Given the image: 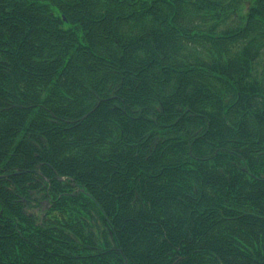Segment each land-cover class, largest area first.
I'll return each mask as SVG.
<instances>
[{
	"label": "trees",
	"instance_id": "16d2710c",
	"mask_svg": "<svg viewBox=\"0 0 264 264\" xmlns=\"http://www.w3.org/2000/svg\"><path fill=\"white\" fill-rule=\"evenodd\" d=\"M125 261L264 264V0H0V264Z\"/></svg>",
	"mask_w": 264,
	"mask_h": 264
},
{
	"label": "flooded vegetation",
	"instance_id": "af4514ba",
	"mask_svg": "<svg viewBox=\"0 0 264 264\" xmlns=\"http://www.w3.org/2000/svg\"><path fill=\"white\" fill-rule=\"evenodd\" d=\"M37 197H39V195H38ZM40 201L42 202V199H39V202H40ZM35 208H37V206H34V209H35Z\"/></svg>",
	"mask_w": 264,
	"mask_h": 264
},
{
	"label": "water",
	"instance_id": "95a60500",
	"mask_svg": "<svg viewBox=\"0 0 264 264\" xmlns=\"http://www.w3.org/2000/svg\"><path fill=\"white\" fill-rule=\"evenodd\" d=\"M60 179H63L64 177H59ZM46 207V206H45ZM125 264H127V262L125 261Z\"/></svg>",
	"mask_w": 264,
	"mask_h": 264
},
{
	"label": "rangeland",
	"instance_id": "374dc122",
	"mask_svg": "<svg viewBox=\"0 0 264 264\" xmlns=\"http://www.w3.org/2000/svg\"><path fill=\"white\" fill-rule=\"evenodd\" d=\"M60 177H63V176H60ZM63 179H65V178H63ZM63 179H61V180H63Z\"/></svg>",
	"mask_w": 264,
	"mask_h": 264
}]
</instances>
